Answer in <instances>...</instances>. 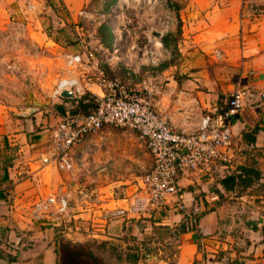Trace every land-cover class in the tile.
<instances>
[{"label": "crops", "instance_id": "obj_1", "mask_svg": "<svg viewBox=\"0 0 264 264\" xmlns=\"http://www.w3.org/2000/svg\"><path fill=\"white\" fill-rule=\"evenodd\" d=\"M84 2L0 0V23L9 10L32 18L33 4L51 9L62 4L75 13ZM186 11L179 18V61L166 69L156 65L126 82L175 130L187 133L196 131L205 116H217L235 90H264V0H188ZM171 26L165 34L159 32L158 46L168 42ZM107 67L117 78V68ZM80 87L83 94L100 95L98 84L90 80ZM61 99L50 113L30 108L19 113L33 109L28 116L14 121L0 108V252L16 258L9 262L0 257V264H57L58 237L81 245L120 244L127 261L136 264H264V102H255L230 121L231 144L222 150L226 161L187 172L166 205L137 214L131 206L141 195L142 176L135 182L114 180L105 196H80L70 208L78 198L67 190L73 180L54 163L44 165L39 159L64 113H74L76 103ZM226 177H234L237 185L222 184ZM52 196L69 202L59 221L63 227L56 231L54 206H49L54 216L45 220L33 213ZM115 210L125 214L106 218Z\"/></svg>", "mask_w": 264, "mask_h": 264}, {"label": "rangeland", "instance_id": "obj_2", "mask_svg": "<svg viewBox=\"0 0 264 264\" xmlns=\"http://www.w3.org/2000/svg\"><path fill=\"white\" fill-rule=\"evenodd\" d=\"M85 1L75 13L62 4L52 9L33 4L32 18L22 14L18 17L6 10L0 23V108L7 120L22 117L19 113L30 108L50 109V113L59 98L55 92L61 81L78 80L83 87L89 80L97 84L99 71L104 73L103 66L114 65L117 78L127 83L146 69L156 65L166 69L168 64L179 61L177 46L182 30H178L176 22L178 17L188 15V0ZM172 23L168 42L158 46L159 32L165 34ZM102 25L114 36L111 51L100 43ZM72 56H80L75 66L69 64ZM135 68L140 74L132 72ZM72 158L73 169L66 174L74 185L67 190H73L78 198L72 199L70 208L80 198L105 196L114 180L135 182L150 166L149 153L139 135L117 127L87 138L73 151ZM61 223L55 231L63 227ZM57 241L65 242L60 237ZM84 248L97 258L98 264H129L120 244H85Z\"/></svg>", "mask_w": 264, "mask_h": 264}, {"label": "built area", "instance_id": "obj_3", "mask_svg": "<svg viewBox=\"0 0 264 264\" xmlns=\"http://www.w3.org/2000/svg\"><path fill=\"white\" fill-rule=\"evenodd\" d=\"M80 61V56H72L69 64L75 66ZM98 77L100 95H95L96 111L87 116L66 113L52 131L40 162L44 165L54 163L59 171L70 172L73 150L87 137L106 126L135 131L151 157V167L141 177V195L131 206V211L137 214L166 205L167 200L178 192V179L187 172L204 169L215 160L226 161L222 150L231 144L230 121L246 108L254 107L255 102H264V90L258 94L235 90L217 116H205L196 131L186 133L175 130L164 115L154 110L149 99L131 90L127 83L118 78L109 79L102 71ZM65 89L83 94L78 80L61 81L55 93L58 95ZM49 206H54L55 216ZM68 207L67 197L52 196L46 203L36 205L33 213L37 220L52 215L54 220L62 221ZM124 214L123 210H115L106 218Z\"/></svg>", "mask_w": 264, "mask_h": 264}, {"label": "trees", "instance_id": "obj_4", "mask_svg": "<svg viewBox=\"0 0 264 264\" xmlns=\"http://www.w3.org/2000/svg\"><path fill=\"white\" fill-rule=\"evenodd\" d=\"M178 30L180 31V20L178 17ZM99 40L100 43L109 51L113 49L114 44V36L111 31L105 26L102 25L99 29ZM105 74L108 75L110 79H114L115 76L112 72L109 71L107 66L102 67ZM64 103L73 102L76 103L75 107L73 108L74 114L87 116L92 114L97 109V102L96 97L91 95L90 93L86 92L81 97L75 100H65L61 99ZM65 116V113H64ZM234 177H226L222 180V184L232 182L234 185L235 183ZM237 185V184H236ZM248 187V184H244L243 188L245 189ZM56 256H57V264H98L97 258L87 249L84 248L82 245H72L69 242H62L59 241L56 244ZM0 257L2 259H6L9 262H13L16 260L15 257H11L10 255L6 254L5 252H0ZM133 261L137 260V257L132 256ZM125 262H128L125 259ZM129 264H136L135 262Z\"/></svg>", "mask_w": 264, "mask_h": 264}, {"label": "water", "instance_id": "obj_5", "mask_svg": "<svg viewBox=\"0 0 264 264\" xmlns=\"http://www.w3.org/2000/svg\"><path fill=\"white\" fill-rule=\"evenodd\" d=\"M58 96L60 98H63V99H76L77 98V95L71 89L62 90L61 92H59ZM32 111H33V109L29 110V112H26V113H23L20 115L21 116H28V114H30V112H32Z\"/></svg>", "mask_w": 264, "mask_h": 264}, {"label": "flooded vegetation", "instance_id": "obj_6", "mask_svg": "<svg viewBox=\"0 0 264 264\" xmlns=\"http://www.w3.org/2000/svg\"><path fill=\"white\" fill-rule=\"evenodd\" d=\"M69 243L72 244V245H81V244H74V243H71V242H69ZM82 246H84V245H82ZM125 259H126V257H125Z\"/></svg>", "mask_w": 264, "mask_h": 264}, {"label": "bare ground", "instance_id": "obj_7", "mask_svg": "<svg viewBox=\"0 0 264 264\" xmlns=\"http://www.w3.org/2000/svg\"><path fill=\"white\" fill-rule=\"evenodd\" d=\"M118 7V6H117ZM114 19V18H113Z\"/></svg>", "mask_w": 264, "mask_h": 264}]
</instances>
